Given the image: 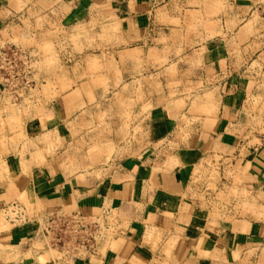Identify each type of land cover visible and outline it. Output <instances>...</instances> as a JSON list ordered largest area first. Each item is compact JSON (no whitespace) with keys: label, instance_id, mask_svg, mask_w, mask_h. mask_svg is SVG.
Returning <instances> with one entry per match:
<instances>
[{"label":"crops","instance_id":"crops-1","mask_svg":"<svg viewBox=\"0 0 264 264\" xmlns=\"http://www.w3.org/2000/svg\"><path fill=\"white\" fill-rule=\"evenodd\" d=\"M190 2L0 0V43L49 35L56 42L92 19L116 27L92 52L56 47L66 72L41 76L70 88L40 97L22 115L21 132L35 144L24 156L11 128L0 130V210L23 199L38 211L32 217L58 210L96 216L109 207L117 220L118 233L100 256L68 264H264V221L232 215L231 207L214 210L216 192L200 170L208 160L236 168L237 179L226 182L264 193V143L251 147L245 124L251 59L260 38L264 44V2L228 0V21L242 17L244 24L207 38L186 32ZM253 6L257 28L248 24ZM94 62L92 78L75 73ZM107 79L121 94L104 96L102 85L86 94L84 87ZM2 95L0 86V104ZM95 139L99 157L88 153ZM90 165L99 171L84 168ZM33 233V225L2 231L0 264H65L31 248Z\"/></svg>","mask_w":264,"mask_h":264},{"label":"rangeland","instance_id":"rangeland-1","mask_svg":"<svg viewBox=\"0 0 264 264\" xmlns=\"http://www.w3.org/2000/svg\"><path fill=\"white\" fill-rule=\"evenodd\" d=\"M199 1V0H198ZM210 4H207L206 0H200V2L195 3L191 0L190 4L183 7L186 9L184 12V18L188 21L185 22L187 25V33L199 34V31H203L204 37H223L227 30H233L235 27L238 29L244 24L242 22V17H238L236 21H228L229 11L232 10V6L229 5L228 0H211ZM241 1V0H240ZM261 1L264 0H254ZM195 3V4H194ZM258 7L253 6L251 12L254 13L250 18L248 24L257 28L260 13L257 11ZM238 12L235 11V14ZM232 14V13H230ZM238 14H242L239 11ZM264 28V27H263ZM225 30V31H223ZM218 31V32H215ZM258 29L256 30V32ZM116 32V27L114 25H109L108 21L102 20L97 21L92 19L90 22L78 23L69 31L63 30L62 37L54 42L49 36L43 38H15L13 43L25 47L31 51L35 56L33 67L35 68V78L36 85L32 87L28 92H25L23 97L19 101L11 100L7 95L3 94V100L0 104V130H3L5 126H9L13 132L10 141L13 143H22V148L19 151L21 156H24L28 147L35 146L32 140L27 139L21 132V126L23 124L22 115L25 113H30L31 109L35 107V102L40 100V97H44L52 92L53 96L58 95V93L65 91L70 88L69 85H61L56 87L52 86L49 78H43L41 75L45 73L50 75L53 72H59L60 74L66 72V65L60 54L57 53L56 47L60 50L65 47H72L75 52H82L85 49H90L89 52L98 45V41L104 40L106 37H112ZM49 34V33H48ZM256 40V39H255ZM255 44V47H259V51L254 53L251 59V82L249 90L252 94L251 97H246V127L250 130V141L251 147L261 145L264 143V44L261 42ZM257 43V42H256ZM260 45V46H259ZM75 73H79L81 77L86 75L89 78L94 76V73L98 71V63H90L88 65V71L85 70L83 73L82 66H75ZM78 68L80 72H78ZM113 72L111 67H107V71ZM88 72V73H86ZM98 85L103 87V95H119L121 90H117L116 85H110L107 80H94V85L86 86V94L89 97H93V89ZM128 85H124V90L127 89ZM57 88V89H56ZM78 90V87H76ZM130 108V105H128ZM3 112H6L7 118L4 121L2 118ZM128 115V113H127ZM99 121H104V117L100 118ZM99 125L95 127L98 128ZM128 127V122L125 125ZM101 141L95 139L92 143L91 148L88 153L91 156L99 157L101 154ZM50 151V150H49ZM115 153L114 149L108 151L107 158L109 159L112 154ZM95 161V159L93 158ZM0 163L3 164V157L0 153ZM81 167H76L79 170ZM85 169L93 168L96 172L99 171L100 166L90 165L84 167ZM202 179L208 180V189L216 192V198L214 199L213 209L216 210L217 207L227 209L228 207L233 208L234 212L232 215L245 214L247 212L259 220L264 221V193H259L252 196L246 190H240L236 185L229 184L226 180L229 179L230 175H234L235 179L239 174V171L235 169L229 170L225 167L219 166V163H214L212 165L211 161H207L204 165L200 166ZM222 181V182H221ZM219 183V184H218ZM20 204L25 206L27 214L31 215L38 214V211L32 212L31 207L25 200H18ZM221 214V213H220ZM95 216V215H94ZM221 217V215H219ZM111 222L116 223L117 220L111 216ZM13 225L9 222L6 212L0 210V233L10 229ZM31 248L37 250H43L45 253L52 255V258H60L61 254L50 250L46 247V243L40 240H35L31 242ZM1 247V245H0ZM47 259V258H45Z\"/></svg>","mask_w":264,"mask_h":264},{"label":"built area","instance_id":"built-area-1","mask_svg":"<svg viewBox=\"0 0 264 264\" xmlns=\"http://www.w3.org/2000/svg\"><path fill=\"white\" fill-rule=\"evenodd\" d=\"M35 56L15 43H0V86L3 94L19 101L37 83ZM13 226L33 225L30 242L40 240L50 250L61 254V261L88 260L101 254L103 243L118 233L117 223L111 222V210L105 207L99 215L88 216L80 211H46L30 217L25 206L14 202L3 209Z\"/></svg>","mask_w":264,"mask_h":264}]
</instances>
